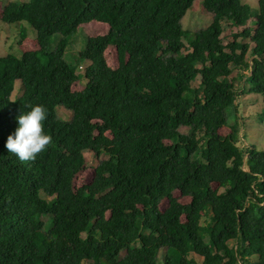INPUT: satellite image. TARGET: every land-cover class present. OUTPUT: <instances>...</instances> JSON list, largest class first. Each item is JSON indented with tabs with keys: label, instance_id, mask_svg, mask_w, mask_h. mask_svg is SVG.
<instances>
[{
	"label": "trees",
	"instance_id": "trees-1",
	"mask_svg": "<svg viewBox=\"0 0 264 264\" xmlns=\"http://www.w3.org/2000/svg\"><path fill=\"white\" fill-rule=\"evenodd\" d=\"M195 1L0 6V22L27 41L0 55V264H264V148L236 145L239 77H228L250 70L239 94H259L264 118V0H200L211 21L190 31L182 18ZM92 21L106 31L66 51ZM36 104L51 141L21 162L4 143ZM84 151L92 180L75 187Z\"/></svg>",
	"mask_w": 264,
	"mask_h": 264
},
{
	"label": "rangeland",
	"instance_id": "rangeland-1",
	"mask_svg": "<svg viewBox=\"0 0 264 264\" xmlns=\"http://www.w3.org/2000/svg\"><path fill=\"white\" fill-rule=\"evenodd\" d=\"M10 1H22V0H0V6H3ZM242 1L249 4V6L252 8L256 7L257 5V0H242ZM211 17L212 14L203 8L201 1L196 0L182 18V26L186 30L196 31L209 24L211 21ZM3 24H7V23L0 22V55H4L6 53H12L16 55L15 52L11 51L13 49H11L10 46L13 47L16 44L17 40L19 41L18 44L20 46H27V41L21 40L18 37H16L15 32L17 31V29L15 26L17 25L7 24L13 26L11 33L10 30L7 28V26L6 25L3 26ZM26 27L28 28V30L26 29V32L28 33L27 35L28 38L29 35H33V31L31 32V28H29L28 25ZM104 31H106V25L101 22L92 21L90 23L80 25L78 27L76 34L73 35V38L69 43L66 51L68 50L70 52L71 51L75 52L76 50L80 51V49L85 45V41L89 36L99 35ZM234 31L235 28L232 29L227 28L224 32H222L221 37L224 43L231 40V32ZM244 41H247L249 43V47L253 46V43L252 42L250 43L249 39H245ZM104 59L107 66L110 67L111 69L117 67V58L113 47H108L104 51ZM249 59H250V55L248 52L247 61ZM83 67H84V63H80L77 68L78 74L81 75ZM233 75H237L239 77V83L237 88L235 89L237 96L234 102L235 103L234 105H236L237 107L236 110L237 120L235 121L239 122L238 127L236 128L237 130L236 145H238L241 148H244L245 151L249 145H254L258 148H264V118L262 116L261 119L258 115L259 113H261L263 107V104L261 102V97L259 94L256 93L239 94L243 87L245 78H248L250 76V70L245 68L244 66H241L240 69H233L232 73L229 74L228 77ZM196 82H194V84H196ZM83 84H84V79L83 77H81L78 83H75L72 86V90L73 91L80 90L83 87ZM57 115L61 117H68L70 114L60 109L58 110ZM242 120H243V126H241ZM180 131L185 132L186 128L182 127L180 128ZM244 134H246V137L244 136ZM83 154L86 159L87 165L84 168H82L80 172L75 176L74 179L75 187H80L81 185L85 183H89L92 180L93 170L91 169V166L93 164V158H92L93 156L88 151H84ZM174 196L177 197L181 202L189 201L187 197L181 196L178 191L174 192ZM166 205H167V199H163L159 203V208L161 210H164ZM201 223H203L202 220ZM233 244L234 241L232 240L229 241L230 246ZM163 251L164 249H160L158 252L159 260L162 257ZM191 257L194 258L198 263H200L202 260V258L197 255H191Z\"/></svg>",
	"mask_w": 264,
	"mask_h": 264
},
{
	"label": "clouds",
	"instance_id": "clouds-1",
	"mask_svg": "<svg viewBox=\"0 0 264 264\" xmlns=\"http://www.w3.org/2000/svg\"><path fill=\"white\" fill-rule=\"evenodd\" d=\"M46 114V108L36 104L16 116V127L4 143L7 152L24 162L34 160L39 153L45 151L51 141V137L43 130Z\"/></svg>",
	"mask_w": 264,
	"mask_h": 264
}]
</instances>
